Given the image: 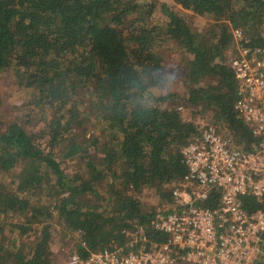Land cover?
Masks as SVG:
<instances>
[{
  "label": "trees",
  "instance_id": "1",
  "mask_svg": "<svg viewBox=\"0 0 264 264\" xmlns=\"http://www.w3.org/2000/svg\"><path fill=\"white\" fill-rule=\"evenodd\" d=\"M175 1L212 22L193 29L159 0H0V71L32 89L27 106L47 112L36 134L24 123L36 112L12 117L0 97V264H56L52 245L68 232L81 255L127 244L137 226L165 241L153 226L157 206L172 207L170 185L185 172L180 149L200 132L182 102L234 146L256 141L233 107L230 61L233 28L240 44L264 48V0ZM166 40L182 53L183 95L160 93ZM142 189L157 202L139 198ZM242 201L264 207L251 194Z\"/></svg>",
  "mask_w": 264,
  "mask_h": 264
},
{
  "label": "built area",
  "instance_id": "2",
  "mask_svg": "<svg viewBox=\"0 0 264 264\" xmlns=\"http://www.w3.org/2000/svg\"><path fill=\"white\" fill-rule=\"evenodd\" d=\"M233 34V107L256 138L251 148L234 146L212 122L200 125L180 149L185 172L170 185L172 207L153 221L167 239L149 241L137 226L127 244L71 251L64 264H264V207L242 201L251 194L264 205V48L240 44L238 28Z\"/></svg>",
  "mask_w": 264,
  "mask_h": 264
},
{
  "label": "rangeland",
  "instance_id": "3",
  "mask_svg": "<svg viewBox=\"0 0 264 264\" xmlns=\"http://www.w3.org/2000/svg\"><path fill=\"white\" fill-rule=\"evenodd\" d=\"M164 2L166 5H168L173 10H179V12L183 15L184 19L187 21V23L192 27L193 29L200 30L204 27H207V25L212 22V18L206 14H198L193 12L191 9L186 8L182 6L180 3L176 2L175 0H159ZM162 12L159 10V12L156 14V16L161 15ZM155 16V17H156ZM159 51L162 55L164 67L166 70V73L169 75L168 80L163 85V87L160 90V93H165L167 91H173L180 95H183L186 91V85L183 83L182 80V53L178 45H175L172 41H162L159 45ZM173 76H180L179 83L172 84L171 79ZM32 95V89L30 87H25L22 85H19L15 81L14 75L9 71L8 69H2L0 71V97L2 99V103L4 106V109L8 111V114H11L12 117L19 116L22 112H36L33 113L31 117H29V120L26 121L25 119V125L27 129L30 132H34L36 134H39L43 130V125L45 124L44 121V114L47 113L44 112V109H38L35 107L27 106L29 99ZM31 108V109H30ZM180 111L184 118H191L198 122L200 125L210 122L207 118H205L204 115L199 113H192L193 110L190 106H186L184 102L180 104ZM43 113V114H42ZM38 114V115H36ZM42 114V115H41ZM41 115V117H39ZM39 118H42L43 121ZM23 123V124H24ZM91 131V129H90ZM80 134L87 135L86 133H89L87 130L86 133H83L81 130L79 132ZM64 164V168L69 171H74L75 166V160H66ZM75 162V163H74ZM3 180L8 181L9 178L7 175H3ZM9 183V182H7ZM139 198H141L145 203H156L157 198L155 196L154 190L149 189H142L139 194ZM147 203V204H148ZM162 206H166V203H160V205L157 206V209L160 210ZM78 235L76 233H67L65 237L62 239V243H54L52 245L53 253H54V260L56 264H64L69 252L73 251L71 250V246L74 244L76 238Z\"/></svg>",
  "mask_w": 264,
  "mask_h": 264
},
{
  "label": "clouds",
  "instance_id": "4",
  "mask_svg": "<svg viewBox=\"0 0 264 264\" xmlns=\"http://www.w3.org/2000/svg\"><path fill=\"white\" fill-rule=\"evenodd\" d=\"M180 79H181L180 76H173L171 79V83L172 84L179 83Z\"/></svg>",
  "mask_w": 264,
  "mask_h": 264
}]
</instances>
